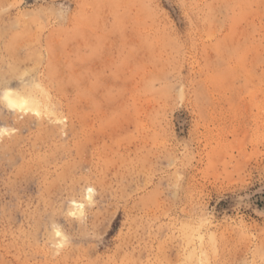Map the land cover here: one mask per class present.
Masks as SVG:
<instances>
[{
	"label": "rangeland",
	"instance_id": "374dc122",
	"mask_svg": "<svg viewBox=\"0 0 264 264\" xmlns=\"http://www.w3.org/2000/svg\"><path fill=\"white\" fill-rule=\"evenodd\" d=\"M0 264H264V0H0Z\"/></svg>",
	"mask_w": 264,
	"mask_h": 264
},
{
	"label": "bare ground",
	"instance_id": "6f19581e",
	"mask_svg": "<svg viewBox=\"0 0 264 264\" xmlns=\"http://www.w3.org/2000/svg\"><path fill=\"white\" fill-rule=\"evenodd\" d=\"M16 84V83H15ZM28 85V84H27ZM33 85V84H32ZM25 86V85H23ZM30 86V84H29ZM20 87V86H19ZM26 87V86H25ZM28 87V86H27ZM26 87V88H27ZM31 87V86H30ZM37 88V87H36ZM35 88V91H36ZM15 88H13L14 90ZM21 89V88H19ZM40 89V87H39ZM11 90V89H10ZM33 90V89H32ZM42 90V89H41ZM35 93V92H34ZM45 96V95H44ZM5 100L8 106L19 111H35L39 112V101L30 89H21L15 91H9L5 94ZM45 98V97H44ZM42 101V99H41ZM5 103V104H6ZM43 103V102H42ZM48 105V104H47ZM41 106V105H40ZM8 109V108H7ZM23 113V112H22ZM3 131V130H2Z\"/></svg>",
	"mask_w": 264,
	"mask_h": 264
}]
</instances>
